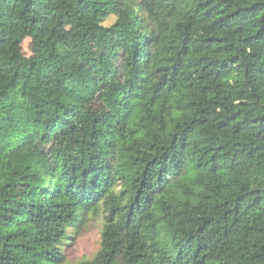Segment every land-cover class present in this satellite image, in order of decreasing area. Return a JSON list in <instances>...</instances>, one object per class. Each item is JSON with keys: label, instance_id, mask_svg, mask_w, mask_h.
Instances as JSON below:
<instances>
[{"label": "trees", "instance_id": "1", "mask_svg": "<svg viewBox=\"0 0 264 264\" xmlns=\"http://www.w3.org/2000/svg\"><path fill=\"white\" fill-rule=\"evenodd\" d=\"M100 217L81 264H264V0H0V264Z\"/></svg>", "mask_w": 264, "mask_h": 264}, {"label": "rangeland", "instance_id": "2", "mask_svg": "<svg viewBox=\"0 0 264 264\" xmlns=\"http://www.w3.org/2000/svg\"><path fill=\"white\" fill-rule=\"evenodd\" d=\"M115 18H111L105 22L106 26L113 24ZM21 55L23 57H29L30 41L27 40L21 47ZM105 94H98L96 100L92 104L93 109L101 108L105 102ZM104 220L102 217L92 219L86 227L80 232L77 238L64 248L66 256L65 264H81L85 261L91 260L100 250L102 230Z\"/></svg>", "mask_w": 264, "mask_h": 264}]
</instances>
